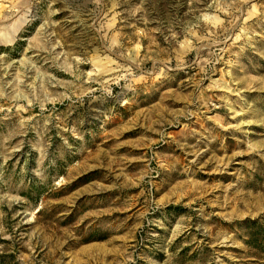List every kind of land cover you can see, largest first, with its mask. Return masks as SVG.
Masks as SVG:
<instances>
[{
	"label": "rangeland",
	"instance_id": "obj_1",
	"mask_svg": "<svg viewBox=\"0 0 264 264\" xmlns=\"http://www.w3.org/2000/svg\"><path fill=\"white\" fill-rule=\"evenodd\" d=\"M255 220L264 0H0V264H264Z\"/></svg>",
	"mask_w": 264,
	"mask_h": 264
},
{
	"label": "trees",
	"instance_id": "obj_2",
	"mask_svg": "<svg viewBox=\"0 0 264 264\" xmlns=\"http://www.w3.org/2000/svg\"><path fill=\"white\" fill-rule=\"evenodd\" d=\"M254 227V230H253V232H251V236L253 235V237H252V239H251V241L254 239V236L256 235H258L260 232V228H263L264 227V222H262V223H259V221L258 220H255V221H253L252 222V225H251V227ZM256 226H258L259 228H256Z\"/></svg>",
	"mask_w": 264,
	"mask_h": 264
},
{
	"label": "bare ground",
	"instance_id": "obj_3",
	"mask_svg": "<svg viewBox=\"0 0 264 264\" xmlns=\"http://www.w3.org/2000/svg\"><path fill=\"white\" fill-rule=\"evenodd\" d=\"M4 16H5V15H4ZM16 30H18V29L16 28ZM11 34H12V33H11ZM4 38H5V41H6V40H9V39H8V38H9L8 36L3 37V40H4ZM2 43H3V42H2ZM9 43H10V42H9ZM7 44H8V43H7Z\"/></svg>",
	"mask_w": 264,
	"mask_h": 264
}]
</instances>
